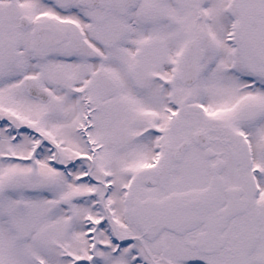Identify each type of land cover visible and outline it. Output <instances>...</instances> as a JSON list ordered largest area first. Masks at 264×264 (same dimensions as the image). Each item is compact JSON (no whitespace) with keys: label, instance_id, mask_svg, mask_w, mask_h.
<instances>
[{"label":"snow or ice","instance_id":"snow-or-ice-1","mask_svg":"<svg viewBox=\"0 0 264 264\" xmlns=\"http://www.w3.org/2000/svg\"><path fill=\"white\" fill-rule=\"evenodd\" d=\"M0 264H264V0H0Z\"/></svg>","mask_w":264,"mask_h":264}]
</instances>
